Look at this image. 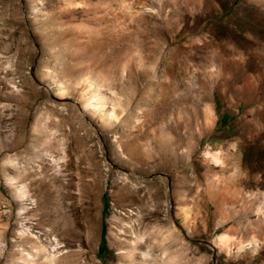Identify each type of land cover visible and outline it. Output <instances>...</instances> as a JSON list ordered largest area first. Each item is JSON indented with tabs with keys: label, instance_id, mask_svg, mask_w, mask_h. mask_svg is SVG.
<instances>
[{
	"label": "rangeland",
	"instance_id": "374dc122",
	"mask_svg": "<svg viewBox=\"0 0 264 264\" xmlns=\"http://www.w3.org/2000/svg\"><path fill=\"white\" fill-rule=\"evenodd\" d=\"M64 245L264 264V0H0V264Z\"/></svg>",
	"mask_w": 264,
	"mask_h": 264
},
{
	"label": "bare ground",
	"instance_id": "6f19581e",
	"mask_svg": "<svg viewBox=\"0 0 264 264\" xmlns=\"http://www.w3.org/2000/svg\"><path fill=\"white\" fill-rule=\"evenodd\" d=\"M85 109L86 106H84ZM206 156L207 158L211 159V161L215 162V163H219L220 159L218 158V156L216 155H213L212 153L208 152L206 153ZM90 236V235H89ZM78 237L76 236L75 239H77ZM91 238V237H90ZM136 241V240H135ZM226 239L225 237L224 238H221V240L219 241L220 242H224L225 243ZM138 243L141 242V239H138L137 241ZM63 240H60V241H57L56 243V246H60L61 244H63ZM222 244V243H221ZM65 246V245H64ZM69 246H65L64 248H58L59 250L56 251V254L55 255H46L44 254L37 262L35 261L34 263L33 262H26L28 264H59V262L61 261H56L55 258L57 256L58 253L62 252V251H65L66 249H68ZM80 247V246H79ZM43 250V249H42ZM66 252V251H65ZM42 253H45V249L42 251ZM71 254L67 255V256H64V258L67 259V264H81L80 262H76V261H71ZM129 261H130V264H151V256L150 254L147 252H140V255L139 256H136L135 254L133 255V252H131L129 254ZM80 259V258H79ZM90 261V260H89ZM86 262V261H85ZM83 263V261H82ZM92 263V262H91ZM122 264V263H121Z\"/></svg>",
	"mask_w": 264,
	"mask_h": 264
},
{
	"label": "water",
	"instance_id": "95a60500",
	"mask_svg": "<svg viewBox=\"0 0 264 264\" xmlns=\"http://www.w3.org/2000/svg\"><path fill=\"white\" fill-rule=\"evenodd\" d=\"M205 244H208V245H211L212 246V244L211 243H209V242H204Z\"/></svg>",
	"mask_w": 264,
	"mask_h": 264
}]
</instances>
